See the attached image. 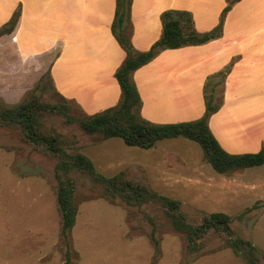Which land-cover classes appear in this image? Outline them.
Masks as SVG:
<instances>
[{
    "label": "rangeland",
    "instance_id": "1",
    "mask_svg": "<svg viewBox=\"0 0 264 264\" xmlns=\"http://www.w3.org/2000/svg\"><path fill=\"white\" fill-rule=\"evenodd\" d=\"M12 51L10 44L0 43V105H16L34 92L45 102L67 103L74 116L85 115L55 89L50 71L54 53L44 60L22 61ZM217 94L222 95L220 84ZM41 120L42 130L60 132L71 148L80 146L92 155L108 176L116 173L111 170L115 167L107 166L109 161L121 159L126 152L137 158L138 152L148 171L139 169L127 174L129 178H142L158 192L180 200L193 223L204 213L230 214L236 232L254 242L264 264V164L218 173L202 146L184 137L167 150L163 145L173 142L170 138L144 149L115 137L111 141L119 143L121 152L104 156L101 144L93 142L78 124H68L63 115L47 113ZM161 149L165 159H171L167 172L158 166ZM54 159L25 142L18 130L0 127V264H244L224 236L215 233L191 252L160 204L139 207L105 196L102 185L81 172L72 173L78 214L65 240Z\"/></svg>",
    "mask_w": 264,
    "mask_h": 264
},
{
    "label": "crops",
    "instance_id": "2",
    "mask_svg": "<svg viewBox=\"0 0 264 264\" xmlns=\"http://www.w3.org/2000/svg\"><path fill=\"white\" fill-rule=\"evenodd\" d=\"M227 4L228 0H133V46L138 51L152 47L163 33L161 14L166 10L190 12L197 31L207 32L220 23ZM19 7L15 30L0 37V43L12 46L15 59L40 61L54 53L50 71L56 91L86 115L119 103L116 71L126 52L112 31L116 0H0V28ZM227 67L220 84L223 103L210 116V129L230 153L259 151L264 146V0H238L226 14L220 37L166 49L139 67L134 78L143 101L142 116L155 123L200 118L206 110L209 76ZM114 138L96 142L101 155L121 152L119 143L111 141ZM170 139L173 142L163 150L181 141ZM165 155L161 149L158 166L163 172L171 165ZM135 156L126 152L107 166L115 167L114 172H145L140 154Z\"/></svg>",
    "mask_w": 264,
    "mask_h": 264
},
{
    "label": "trees",
    "instance_id": "3",
    "mask_svg": "<svg viewBox=\"0 0 264 264\" xmlns=\"http://www.w3.org/2000/svg\"><path fill=\"white\" fill-rule=\"evenodd\" d=\"M237 1L228 0L220 23L207 32L197 31L193 16L188 11L173 9L164 11L161 14L163 23L161 37L149 50L138 51L133 46L131 38L133 0H116L112 31L126 52V58L116 71L121 86V99L117 105L93 115L77 117L70 113L71 108L67 103L45 102L34 92L16 105H0V127L18 130L25 142L42 149L56 160L57 200L62 217L61 235L65 240H68L78 214L74 196L76 179L72 173L81 172L100 183L105 196L119 198L129 205L139 207L151 203L160 204L169 217L172 229L184 235L191 252L196 251L208 235L215 233L224 236L226 245L243 258L244 264L261 263L258 247L252 240L236 232L230 214L223 211L204 213L199 222L193 223L184 212L180 200L158 192L142 178H129L127 174L135 173L132 170H122L110 176L104 174L80 146L71 148L60 132L42 130L41 120L47 113L61 114L68 124H78L82 132L95 142L118 137L127 145L144 149L154 147L163 139L184 137L199 143L206 160L221 174H231L263 165L264 146L256 152L230 153L222 147L210 129L209 118L223 103V95L217 94V88L225 80L229 67L209 76L205 86L204 115L195 120L177 123H155L142 116L143 101L134 78V73L139 67L166 49L202 44L220 37L226 14ZM20 14L19 7L11 20L0 28V37L15 30ZM216 77H220V80L215 81ZM250 209L247 208V211Z\"/></svg>",
    "mask_w": 264,
    "mask_h": 264
}]
</instances>
